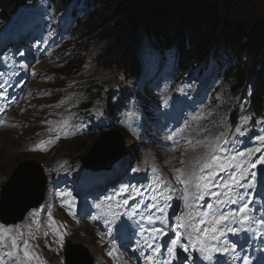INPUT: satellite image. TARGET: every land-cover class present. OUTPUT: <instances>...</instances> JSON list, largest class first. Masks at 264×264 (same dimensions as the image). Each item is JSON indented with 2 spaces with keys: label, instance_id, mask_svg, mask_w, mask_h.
<instances>
[{
  "label": "rangeland",
  "instance_id": "rangeland-1",
  "mask_svg": "<svg viewBox=\"0 0 264 264\" xmlns=\"http://www.w3.org/2000/svg\"><path fill=\"white\" fill-rule=\"evenodd\" d=\"M123 1L109 0L104 6L111 19L118 17L112 11ZM147 1L154 3L153 0ZM224 5L227 8L208 9L204 4L197 5L196 14L202 17L201 21L206 24L203 26L209 28L211 37H219L227 31L225 35L231 33L229 36L237 39L239 51L252 48L248 56L254 57L261 52L263 61L264 46L259 48V43L264 37V0H240L236 7ZM29 6L19 17L6 22L10 36L0 40L1 55L6 53L9 44H18L14 62L6 68L0 67V93H3L0 95V113L3 107H8L24 130L16 124L10 112L0 116L6 115L0 121V225L9 233L7 237L0 238L5 245L0 251L7 255L15 254L11 240L14 236L19 252H24L26 242L28 251L39 257L31 264H41V261L45 264H64L65 238L69 237L75 245L85 247L96 264H133L138 261L136 256L140 257L139 264H147L144 258L152 254L154 248L147 237V234L156 231L154 216L169 232H173L172 240L181 237V225L186 221L188 211L204 201L211 202L206 211L208 215L203 217L204 225L212 223L219 211L234 221L244 217L240 211L244 200L252 202L256 188L264 182V163L260 162V158L264 157V140L261 139L264 127L254 128L250 140L245 139L231 154L220 158L219 142L226 132H232L231 120L239 105L242 109L246 91L240 89L233 92L229 83L210 81L206 84L204 77L200 78L201 82L194 77L173 82L165 73L161 75L153 86L150 85L147 97L155 103L156 112L161 109L162 115L145 114L140 105L138 110L131 112L132 118L115 126L126 137L128 156L110 170H104L106 178L99 172L88 170L84 180L75 184L66 177L59 181V176L65 171L82 166L83 152L87 151L78 141L89 139L91 150L96 138L103 135L96 122L99 120L105 125L104 131L113 123L107 111H112L114 115L112 105L126 79L121 73L106 72L96 64L95 55L103 52L108 45L92 40L95 35L93 25L87 23L81 27L85 41L75 36L73 40L69 37L67 44L63 42L58 34L63 24L58 21L50 22L43 32L28 37L32 31L43 26L31 10L35 3ZM186 19L184 17L180 23L178 33ZM143 33L141 31L140 35ZM183 34L186 35L185 31ZM10 37L17 38L18 42L9 40ZM154 57V53L145 55L146 59ZM243 61L245 66L251 63V59L244 58ZM15 80H18L16 90L11 91L9 86ZM207 92H213L209 99ZM83 126H91L92 133L80 137ZM183 126L187 128L181 129ZM236 126L237 131L241 124ZM39 127L49 128L47 137L42 140L48 142L46 150L38 147L39 140L46 136L38 130ZM240 134L245 136L246 133ZM37 141V144L31 145ZM257 148L261 150L255 151ZM240 153L245 155L240 156ZM212 156L219 157L228 168L222 171L215 165L205 167V162L210 163ZM25 160L40 162L45 169L48 180L46 197L39 207L28 211L24 220L6 225L2 222L3 186L9 182L17 165ZM173 169H183L193 183L187 186L181 184ZM189 169L192 175L201 171L192 176ZM124 177H129L127 183L120 186ZM198 177H209L206 193L196 191L195 180ZM233 178L237 183H233ZM107 185L119 186V189L113 194L106 193L107 189L98 192L100 187L106 188ZM193 193L197 197L203 194L204 198L193 199ZM186 195L189 197L187 201ZM250 209L247 215L251 214ZM187 218L186 229L191 227L194 216L188 215ZM170 219L173 221L170 222ZM151 237L155 241L154 255L158 257L166 244L165 239L170 235L153 234ZM202 240L206 243L203 237ZM223 243L228 249L227 243ZM107 249V253L112 255L103 257ZM187 252H196L199 258L203 257V252L193 247L191 252ZM17 257L7 260V264H19V261L15 263ZM162 257L166 258L167 254L164 252ZM127 259L132 263H128ZM0 262H5V259L0 258Z\"/></svg>",
  "mask_w": 264,
  "mask_h": 264
},
{
  "label": "trees",
  "instance_id": "trees-1",
  "mask_svg": "<svg viewBox=\"0 0 264 264\" xmlns=\"http://www.w3.org/2000/svg\"><path fill=\"white\" fill-rule=\"evenodd\" d=\"M38 1L0 0V21L5 22L16 17L21 9ZM49 1L52 9L55 5L61 12L68 7L71 8L78 22V26L71 34L72 40L77 36L84 38L85 41L81 27L87 23L89 26L93 25L95 35L92 40L108 45L106 49L104 47L103 52L95 55L96 64L106 72L121 73L123 77H126V81H132L134 89L126 95L121 94L114 103L113 107L117 108L116 115L118 112L126 115L128 108L136 107L140 103L143 92L136 87V81L141 82L143 79L149 85H154L155 80H149V75L154 72L151 66H156V78L160 77L162 72L169 71L178 80L186 77L188 71L193 74L204 67L224 70L227 81L233 83L235 91L248 88L251 90L247 96L246 114L253 118L254 124L256 117L264 115L262 112L264 60H261L263 54L258 52L254 57H249L252 48L239 51L237 39L229 36L231 33L225 35L227 31L219 37H211L209 28L203 26L206 24L201 21L202 17L196 14L197 5L204 4L208 9L221 6L227 8L224 4L236 7L240 0H153L154 3L147 0L142 2L124 0L112 11V14L118 15L112 19L104 7L109 0ZM184 17L187 18L185 25L180 30L182 33H178L179 25ZM124 18L126 20H123ZM99 23H102L101 26L98 25ZM141 31L145 33L140 35ZM262 46H264V37L259 43V48ZM155 51L158 53L156 59L145 58L147 53ZM243 57L247 60L251 59L250 65H244ZM158 61L160 65L157 66ZM252 73L255 74L250 80ZM86 133L87 130H83L81 134ZM84 136L86 135H81V137ZM78 143L82 145L85 152L87 151V153L83 152L85 157L90 150L89 139L82 138Z\"/></svg>",
  "mask_w": 264,
  "mask_h": 264
},
{
  "label": "water",
  "instance_id": "water-1",
  "mask_svg": "<svg viewBox=\"0 0 264 264\" xmlns=\"http://www.w3.org/2000/svg\"><path fill=\"white\" fill-rule=\"evenodd\" d=\"M128 154L125 137L117 129H109L95 141L93 148L82 158L90 170L109 169ZM47 180L41 165L34 160L20 162L3 187L1 208L6 223H16L44 200ZM88 250L67 240L65 264H93Z\"/></svg>",
  "mask_w": 264,
  "mask_h": 264
},
{
  "label": "snow or ice",
  "instance_id": "snow-or-ice-1",
  "mask_svg": "<svg viewBox=\"0 0 264 264\" xmlns=\"http://www.w3.org/2000/svg\"><path fill=\"white\" fill-rule=\"evenodd\" d=\"M0 95H3V93H0ZM237 132H240V129H237ZM262 140H264V137H261ZM48 142H45V141H41L40 142V145H38V147H44L45 150H46V144ZM261 149L257 148L255 149V151L259 152ZM249 155L251 154V152L248 153ZM240 156H244L245 153H240L239 154ZM232 159H236V157H232ZM260 162L261 163H264V157H261L260 158ZM218 166L222 171L223 170H226L228 168V165L226 163H221L220 162V158L217 157V156H212L211 157V162L210 163H207L205 165V167L207 168H212L213 166ZM253 167H255V164H253ZM173 171L177 174L176 178L177 180L187 186L189 184H192L193 183V180L192 179H189L185 173V171L183 169H173ZM209 177H198L196 178L195 180V188H196V191L197 192H207L208 190V181ZM253 179H254V174H253ZM233 183H237V181L235 180V178H233ZM225 187H228V185H225ZM188 195L185 196V200L187 201L188 200ZM192 198L193 199H203V194L199 195L198 197L196 196L195 193L192 194ZM240 211L242 213H244V220H247L249 219V217L247 216V212L249 211V205L246 203L242 206V208L240 209ZM204 215H208L207 213H205ZM95 219V218H93ZM230 219V216H227V215H224V214H221L220 216L218 217H214L213 218V222L214 224L216 225H220V224H225L228 220ZM201 223H204L205 221L201 220L200 221ZM243 223V221H241ZM181 227H184V225H181ZM0 230H3L2 233H0V238H4V237H7L9 235L8 231L7 230H4V226L3 225H0ZM217 229L216 228H213L212 231H216ZM230 231L233 232V234H237L239 232L238 229H230ZM11 240H12V248L14 249V252L15 254L18 256L19 255V245L17 244V241H16V238L13 236L11 237ZM180 241H181V237L180 236H177L176 240L172 241V244H173V248L172 249H169V252H170V255H175V246L180 244ZM183 248H184V251L187 252L189 249L187 246L185 245H181ZM201 250L203 252H207L208 255L205 257V259L207 260H212L213 259V253H227L228 249H220L218 247H211V248H208V247H204L202 246ZM14 253H9L8 255L9 256H12ZM111 254V253H110ZM33 259H37L39 260V257L36 256L34 253H30L28 251V245L27 243L25 242V248H24V252H23V257L20 258V261H19V264H31V261ZM41 264H45V262L41 261ZM244 264H251V262L247 259L244 260Z\"/></svg>",
  "mask_w": 264,
  "mask_h": 264
},
{
  "label": "bare ground",
  "instance_id": "bare-ground-1",
  "mask_svg": "<svg viewBox=\"0 0 264 264\" xmlns=\"http://www.w3.org/2000/svg\"><path fill=\"white\" fill-rule=\"evenodd\" d=\"M14 85H15V83L13 84L11 90H14ZM5 118H6V115H5L4 117L0 118V121H1L2 119H5ZM200 157H201V156H200ZM52 171H53V170H52ZM186 230H187L189 233H193V232H194L193 229H192V227H189V228H187ZM168 239H169V238H166V239H165V242H167ZM107 246H108V245H107ZM173 247H174V246H173V244L171 243V245H170V249H172ZM164 249H165V245L163 246V250H162V252H160L158 258H164V257H162L163 253L165 252ZM182 249H183V247L181 246V244L176 245V246H175V255H174V256H173V255H170V252H169V253L167 254V257L165 258L166 261H167V264H174L175 261H179V260H182V259H184V258H188V263H183V262H182V263H180V264H202V263L199 262V260H197L196 258L189 259V255H185V254L182 252ZM114 251H115V249H114ZM88 254H89V252H88ZM110 255H112V254H110ZM89 256H91V254H89ZM22 257H23V253H19L17 259L15 260V263H17L18 261H20V258H22ZM207 264H213V263H212L211 261H208Z\"/></svg>",
  "mask_w": 264,
  "mask_h": 264
}]
</instances>
